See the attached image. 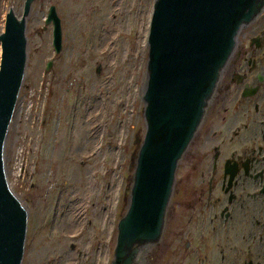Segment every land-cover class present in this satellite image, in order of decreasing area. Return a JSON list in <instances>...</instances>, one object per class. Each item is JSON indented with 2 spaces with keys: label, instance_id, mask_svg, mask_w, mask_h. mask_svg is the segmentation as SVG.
Wrapping results in <instances>:
<instances>
[{
  "label": "rangeland",
  "instance_id": "374dc122",
  "mask_svg": "<svg viewBox=\"0 0 264 264\" xmlns=\"http://www.w3.org/2000/svg\"><path fill=\"white\" fill-rule=\"evenodd\" d=\"M24 1L0 0V34L10 3L21 18ZM153 3L34 1L26 20L23 84L4 149L9 187L28 210L21 264H111L117 223L128 207L145 134L142 95ZM51 6L60 20L58 54L52 43L53 25L46 24ZM258 25L264 26V9L238 35L222 84L238 70L235 65L244 58L246 39ZM209 129L208 117L178 164L179 181L167 208L164 234L156 247L148 249L146 264H162L161 257L163 264L173 263L166 246H180L178 234L190 223L186 216L192 207L187 201L203 168L190 179L191 185L185 179L196 160L202 165L200 157L210 150ZM179 198L184 208L177 211Z\"/></svg>",
  "mask_w": 264,
  "mask_h": 264
},
{
  "label": "water",
  "instance_id": "95a60500",
  "mask_svg": "<svg viewBox=\"0 0 264 264\" xmlns=\"http://www.w3.org/2000/svg\"><path fill=\"white\" fill-rule=\"evenodd\" d=\"M34 1H24L21 18L10 3L0 34V264H21L27 238L28 210L9 187L4 149L23 84L26 20ZM263 9L264 0H154L142 95L145 134L128 207L117 223L111 264H146L148 249L159 244L177 166L202 123L241 29ZM49 23L58 54L61 27L54 6L47 14Z\"/></svg>",
  "mask_w": 264,
  "mask_h": 264
},
{
  "label": "flooded vegetation",
  "instance_id": "af4514ba",
  "mask_svg": "<svg viewBox=\"0 0 264 264\" xmlns=\"http://www.w3.org/2000/svg\"><path fill=\"white\" fill-rule=\"evenodd\" d=\"M252 32L244 58L235 65L238 70L222 84L236 41L202 123L181 158L209 117L210 150L200 157L202 165L196 160L185 179L191 185L190 179L203 168L187 201L192 207L186 216L190 223L178 234L180 246H166V253L172 251V264H264V26ZM51 33L53 41V26ZM178 181L176 169L174 184ZM183 204L179 198L175 209L180 211ZM180 216L178 212L176 221Z\"/></svg>",
  "mask_w": 264,
  "mask_h": 264
},
{
  "label": "bare ground",
  "instance_id": "6f19581e",
  "mask_svg": "<svg viewBox=\"0 0 264 264\" xmlns=\"http://www.w3.org/2000/svg\"><path fill=\"white\" fill-rule=\"evenodd\" d=\"M145 36H146V35H145ZM75 213H76V215H75L74 218H75V219H78V217H79V212H78V210H76Z\"/></svg>",
  "mask_w": 264,
  "mask_h": 264
}]
</instances>
